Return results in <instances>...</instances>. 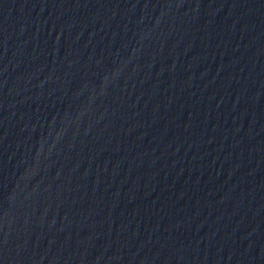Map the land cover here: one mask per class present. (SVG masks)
I'll return each instance as SVG.
<instances>
[{
	"label": "water",
	"instance_id": "95a60500",
	"mask_svg": "<svg viewBox=\"0 0 264 264\" xmlns=\"http://www.w3.org/2000/svg\"><path fill=\"white\" fill-rule=\"evenodd\" d=\"M0 264H264V0H0Z\"/></svg>",
	"mask_w": 264,
	"mask_h": 264
}]
</instances>
